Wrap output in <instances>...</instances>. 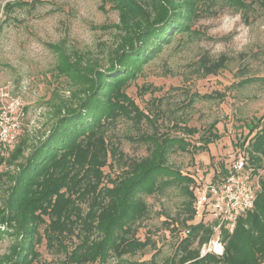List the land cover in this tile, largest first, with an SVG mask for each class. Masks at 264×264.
I'll return each mask as SVG.
<instances>
[{
    "label": "trees",
    "instance_id": "obj_1",
    "mask_svg": "<svg viewBox=\"0 0 264 264\" xmlns=\"http://www.w3.org/2000/svg\"><path fill=\"white\" fill-rule=\"evenodd\" d=\"M200 1L104 0L118 12L122 32L109 65L99 69L80 56L72 62L62 58L59 72L82 88L72 93L75 102L57 107L47 133L33 145L17 138L12 147L0 149V166L7 168L0 173V238L13 239L1 264H41L36 248L42 242L63 256V264H110L111 260L121 264L122 257L150 244L149 239L136 237L148 215L143 195L152 196L170 186L179 187L187 197L179 224L188 233L166 264H264V175L256 180L259 191L253 209L238 218L231 233L222 229V254L201 256L214 226L203 220L190 224L195 216V187L201 184L168 164L171 153L205 152L220 140L216 121L204 129L199 145L165 134L139 137L147 144L142 158H127L107 140V132L119 120L135 126L153 122L126 90L164 45L195 34L192 18L200 12ZM224 1L241 8L251 6L241 0ZM257 3L264 13V0ZM211 66L206 74L217 73L223 61L215 63L214 70ZM146 90L150 87L139 89ZM182 129L188 135L198 133L195 128ZM246 130L238 154L255 175L263 169L264 118L248 123ZM229 168L221 166L211 183L228 175ZM113 169L118 172L110 176Z\"/></svg>",
    "mask_w": 264,
    "mask_h": 264
},
{
    "label": "rangeland",
    "instance_id": "obj_2",
    "mask_svg": "<svg viewBox=\"0 0 264 264\" xmlns=\"http://www.w3.org/2000/svg\"><path fill=\"white\" fill-rule=\"evenodd\" d=\"M241 1L251 6L201 0L200 12L192 18L195 34L174 38L142 66L126 92L153 122L135 126L123 119L107 132V140L127 158L145 157L147 144L138 138L153 133L199 145L200 135L214 121L220 140L205 152L171 153L170 167L204 185L239 156L246 125L264 118V13L258 0ZM118 26V12L104 0H0V110L20 103L17 141L33 145L47 133L57 107L75 102L72 93L82 88L59 72L62 58L72 62L80 56L94 68L107 67L122 33ZM220 60L223 67L217 73H205L208 65L214 70ZM142 86L150 90L140 92ZM184 126L198 133L185 134ZM6 170L0 166V173ZM117 172L111 170L110 176ZM263 175L264 161L254 179ZM143 198L148 215L136 237L149 239L150 244L122 257L121 264H166L185 236L179 220L187 197L179 187L170 186ZM202 214L200 209L190 224L200 223ZM203 221L213 223L209 215ZM215 236L214 232L212 241ZM12 243L7 235L0 238V259ZM210 245L202 246L201 256ZM36 250L39 263L63 264V256L48 250L44 242Z\"/></svg>",
    "mask_w": 264,
    "mask_h": 264
},
{
    "label": "built area",
    "instance_id": "obj_3",
    "mask_svg": "<svg viewBox=\"0 0 264 264\" xmlns=\"http://www.w3.org/2000/svg\"><path fill=\"white\" fill-rule=\"evenodd\" d=\"M21 116L22 108L18 102L10 103L0 110V149L12 147L16 142ZM245 165V157L239 155L232 161L229 173L224 178L216 183L195 187V215L203 209L202 220L209 215L214 224L213 233H216V240L210 241L207 252L221 255L223 246L219 242V236L222 229L231 233L238 218L254 207L259 185ZM187 233L188 230L184 235Z\"/></svg>",
    "mask_w": 264,
    "mask_h": 264
},
{
    "label": "bare ground",
    "instance_id": "obj_4",
    "mask_svg": "<svg viewBox=\"0 0 264 264\" xmlns=\"http://www.w3.org/2000/svg\"><path fill=\"white\" fill-rule=\"evenodd\" d=\"M217 250H218V248H217Z\"/></svg>",
    "mask_w": 264,
    "mask_h": 264
}]
</instances>
